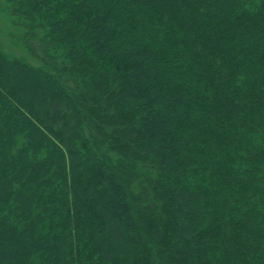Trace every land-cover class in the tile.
Segmentation results:
<instances>
[{"label":"trees","instance_id":"1","mask_svg":"<svg viewBox=\"0 0 264 264\" xmlns=\"http://www.w3.org/2000/svg\"><path fill=\"white\" fill-rule=\"evenodd\" d=\"M0 2V264H264V0Z\"/></svg>","mask_w":264,"mask_h":264},{"label":"rangeland","instance_id":"2","mask_svg":"<svg viewBox=\"0 0 264 264\" xmlns=\"http://www.w3.org/2000/svg\"><path fill=\"white\" fill-rule=\"evenodd\" d=\"M0 6V43L2 48L8 54L26 57L34 64H40L41 62L37 59L36 55L26 48L21 36L23 31L22 26L13 24L11 22L12 18L9 13L4 10L2 3Z\"/></svg>","mask_w":264,"mask_h":264}]
</instances>
